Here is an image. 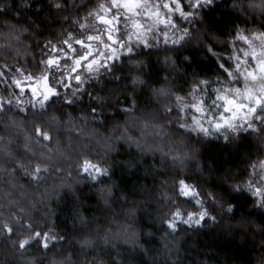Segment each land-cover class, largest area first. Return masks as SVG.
I'll return each instance as SVG.
<instances>
[{"label": "clouds", "instance_id": "9594fccd", "mask_svg": "<svg viewBox=\"0 0 264 264\" xmlns=\"http://www.w3.org/2000/svg\"><path fill=\"white\" fill-rule=\"evenodd\" d=\"M262 65L264 0H0V264H264Z\"/></svg>", "mask_w": 264, "mask_h": 264}, {"label": "snow or ice", "instance_id": "6c2138e0", "mask_svg": "<svg viewBox=\"0 0 264 264\" xmlns=\"http://www.w3.org/2000/svg\"><path fill=\"white\" fill-rule=\"evenodd\" d=\"M126 2H127V4H129V5L135 6V4L139 2V0H126ZM101 19H105V18H104V17H101ZM109 22H110V21H109ZM112 39H115V37H112ZM262 67H264V65H262ZM225 101H226V103H225V108H230V106H233V105H234L236 108H240V107H242V105H240L239 103H237V101H236L234 98H232V97H225ZM194 107H195L197 110H202V109L200 108V105H198V104H197V105H194ZM232 114L235 115L234 112H233ZM181 183L183 184V181H182ZM183 187H184V189H185L186 192L191 191V189H189L188 185L183 184ZM197 223H199V221H197Z\"/></svg>", "mask_w": 264, "mask_h": 264}]
</instances>
